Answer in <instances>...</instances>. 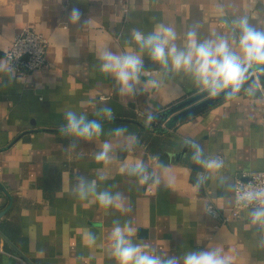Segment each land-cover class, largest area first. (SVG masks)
Listing matches in <instances>:
<instances>
[{
  "label": "crops",
  "instance_id": "obj_1",
  "mask_svg": "<svg viewBox=\"0 0 264 264\" xmlns=\"http://www.w3.org/2000/svg\"><path fill=\"white\" fill-rule=\"evenodd\" d=\"M73 8L81 12L76 24L69 21ZM245 16L264 30V0H0V264H117L109 237L126 223L133 243L154 255L218 248L232 264H264V228L250 216L255 207L226 222L206 211L211 203L228 214L234 175L264 170V82L249 80L234 99L223 94L171 120L178 110L166 114L168 108L201 91L189 75L144 52L140 83L121 95L99 67L102 50L139 53L133 34L159 24L175 28L177 46L192 29L201 40L231 37L238 50L234 21ZM26 26L48 39L47 62L21 75L7 68L4 52ZM104 107L114 119L97 115ZM67 111L97 120L101 135L61 134ZM118 127L127 131L117 135ZM105 142L110 160L97 163ZM190 142L222 167L195 163ZM139 161L158 184L142 185L129 173ZM82 182L120 200L103 207L91 192L82 200ZM89 232L95 245H87Z\"/></svg>",
  "mask_w": 264,
  "mask_h": 264
},
{
  "label": "clouds",
  "instance_id": "obj_2",
  "mask_svg": "<svg viewBox=\"0 0 264 264\" xmlns=\"http://www.w3.org/2000/svg\"><path fill=\"white\" fill-rule=\"evenodd\" d=\"M80 18L79 9L73 8L69 13L70 23L76 24ZM234 23L239 29L238 50H233L230 46L231 37L218 36L215 39L201 40L192 29L187 32L183 45L177 46L175 28L159 24L150 34L145 35L139 31L133 34L132 40L138 46L139 53L125 51L123 54H116L107 49L102 50L99 57L100 71L115 79L121 95L134 94L143 72L141 53L147 52L151 60L163 68L189 75L194 85L207 92L210 97L223 93L226 99H234L249 80L258 87L260 76H264V30L258 29L246 16ZM152 83L155 84L154 81ZM246 91L251 94L252 89ZM101 113L108 120L115 118L111 107H104L97 115ZM153 119L154 117L149 116L148 123ZM59 131L63 135L92 140L99 137L103 129L97 120H87L83 115L77 117L75 112L67 111L66 123L60 126ZM114 131L119 135L127 129L118 127ZM190 143L195 149L192 157L195 163L209 171L222 167L219 160L202 158L203 150L200 146ZM109 151L110 145L105 142L95 156L96 162H108ZM128 171L137 176L142 185L148 184L150 179L153 183H159L158 179L150 176L142 161L130 166ZM89 192L96 196L103 207H113L114 202L120 200L119 194L113 196L107 191L97 193L94 183L86 187L82 182L79 189L80 199H86ZM237 199L245 207L253 203L257 205L250 212L251 222L264 228V188L241 191ZM133 234L134 229L127 223L123 227L117 224L112 229L109 237L111 254L117 264H181V259L182 264H232V258L221 254L218 248L190 251L182 257L154 255L147 250L146 245L134 244L131 239ZM95 243L96 237L89 232L87 245L92 246Z\"/></svg>",
  "mask_w": 264,
  "mask_h": 264
},
{
  "label": "built area",
  "instance_id": "obj_3",
  "mask_svg": "<svg viewBox=\"0 0 264 264\" xmlns=\"http://www.w3.org/2000/svg\"><path fill=\"white\" fill-rule=\"evenodd\" d=\"M47 46L48 39L46 36L33 27H24L13 35L9 47L4 52L7 68L21 75L41 70L47 62ZM162 125L165 126L163 122ZM260 188H264V170L236 173L232 183L234 200L229 208V213L221 215L211 203L206 205V211L212 216L220 215L222 222L238 217L245 208L257 206L253 203L245 207L238 202L237 198L241 191Z\"/></svg>",
  "mask_w": 264,
  "mask_h": 264
},
{
  "label": "water",
  "instance_id": "obj_4",
  "mask_svg": "<svg viewBox=\"0 0 264 264\" xmlns=\"http://www.w3.org/2000/svg\"><path fill=\"white\" fill-rule=\"evenodd\" d=\"M259 80H262L264 82V76H260ZM222 95H223V93H221L217 97H210L207 94V92H205V91L197 92L196 94H194V95L180 101L179 103L175 104L174 106L168 108V110H166V114L172 113V112L178 110L177 112H175L171 116V120H177L183 116L188 115L189 113H191L193 111L198 110L199 108L205 106L206 104L212 102L213 100L219 98Z\"/></svg>",
  "mask_w": 264,
  "mask_h": 264
}]
</instances>
